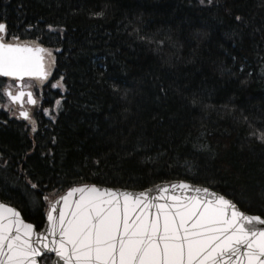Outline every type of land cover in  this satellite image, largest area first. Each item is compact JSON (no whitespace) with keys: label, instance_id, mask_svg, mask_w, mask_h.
Masks as SVG:
<instances>
[{"label":"trees","instance_id":"obj_1","mask_svg":"<svg viewBox=\"0 0 264 264\" xmlns=\"http://www.w3.org/2000/svg\"><path fill=\"white\" fill-rule=\"evenodd\" d=\"M0 23L50 69L28 121L0 97V202L26 222L71 187L170 181L264 218V0H0Z\"/></svg>","mask_w":264,"mask_h":264},{"label":"snow or ice","instance_id":"obj_2","mask_svg":"<svg viewBox=\"0 0 264 264\" xmlns=\"http://www.w3.org/2000/svg\"><path fill=\"white\" fill-rule=\"evenodd\" d=\"M4 34L6 25L0 23V76L46 79L41 55L46 50L5 43ZM7 94L14 102L25 95ZM27 96L34 104L32 93ZM20 115L29 117L26 111ZM169 187L191 189L180 182L152 197L95 184L72 187L59 198L58 217L53 214L58 202L50 204L44 231L51 240L0 202V264H38L45 252L63 264H264V218L245 214L208 188L191 189L195 196L165 198Z\"/></svg>","mask_w":264,"mask_h":264},{"label":"water","instance_id":"obj_3","mask_svg":"<svg viewBox=\"0 0 264 264\" xmlns=\"http://www.w3.org/2000/svg\"><path fill=\"white\" fill-rule=\"evenodd\" d=\"M43 56V53L41 54ZM44 57V56H43ZM1 78H4V79H12V80H15L16 81V87H17V90L15 91V93H13L12 95H16L17 93L23 91L21 89V81L23 79H33V80H44L43 78H39V77H23L22 79L20 80H17L16 78L14 77H4V76H0ZM8 92H11V90L9 89H5L3 91L4 95L7 97V99L9 100V102L12 104V105H18L19 108L21 109L18 113L19 117L23 120H26L27 118L23 117L20 115L21 111H26L28 112L26 109L23 108V99L24 97L26 96V100H27V103H28V106H33L34 104L33 103H29L28 102V96H27V93H29L30 91H23L25 93V95L21 98V100H17V101H13L10 96L7 94ZM22 101V102H21ZM180 182H184V181H170V182H166V183H159V184H156L150 188H147V189H144V190H140V191H135V190H126V189H119V188H112V189H116V190H120V191H128V192H131V193H134V194H139L140 192H150L151 193V196L152 197H157L160 195L159 193V189L162 188V187H165V186H170L172 184H179ZM187 183V182H185ZM191 186V189H195V188H206V187H202V186H196V185H193V184H190V183H187ZM100 188H109V187H101V186H98ZM183 190V189H180L179 187L175 188V189H172L171 187L168 188V192L164 193V197L166 198L168 195H181V196H195L197 195L195 193V191L193 190ZM209 189V188H208ZM69 190V189H68ZM67 190V191H68ZM67 191L63 192L62 194H60L59 196H57L56 198H54L52 201L48 202L47 204V208H46V211L43 215V224L41 226V228L39 230H37L34 226V231L36 232H43L44 235H48L49 237V240H51L53 237L51 235H49L47 232H45L44 230L47 228L48 226V221H47V213L48 211H50V204L53 203V202H58L57 203V209L54 211V215L58 217L59 215V208L63 206V201H60L59 198L62 196V195H65L67 193ZM210 192H214V193H217L215 192L214 190H211L209 189ZM218 194V193H217ZM79 197V194H74L73 196V199H77ZM16 209V208H15ZM240 210V209H239ZM246 214V213H245ZM248 215H252V214H248ZM22 218V216H21ZM23 219V218H22ZM24 220V219H23ZM25 221V220H24ZM26 222V221H25ZM28 223V222H26ZM58 238V237H57ZM42 257H50L51 258V261H50V264H63L62 261H59V258L58 257H55V254L52 253V252H45V253H42L41 256L37 257V260H38V264H40V259Z\"/></svg>","mask_w":264,"mask_h":264},{"label":"flooded vegetation","instance_id":"obj_4","mask_svg":"<svg viewBox=\"0 0 264 264\" xmlns=\"http://www.w3.org/2000/svg\"><path fill=\"white\" fill-rule=\"evenodd\" d=\"M2 80V89L3 88H9L10 90L14 91L15 90V81L10 80V79H0ZM31 84L30 87L25 86V83ZM44 84H42V81H36V80H24L23 81V89H29L30 91H32L34 99H35V104H37V102H39V99L43 98L44 96V92H43V87ZM2 95V94H1ZM2 98H4V96L2 95ZM23 105L25 106V108H27L26 110H28V112L30 113L34 107H27V103H26V99H24L23 101ZM16 114L15 116H17L18 110L19 108L17 106H13Z\"/></svg>","mask_w":264,"mask_h":264},{"label":"rangeland","instance_id":"obj_5","mask_svg":"<svg viewBox=\"0 0 264 264\" xmlns=\"http://www.w3.org/2000/svg\"><path fill=\"white\" fill-rule=\"evenodd\" d=\"M3 41H4V40H3ZM9 42H11V41H9ZM45 71H46L47 73L50 72V69H49V67H48V58H47L46 55H45ZM7 105H9V104H7V103L4 104V106H7ZM14 110H15V109H14ZM14 114H15V112H14Z\"/></svg>","mask_w":264,"mask_h":264}]
</instances>
